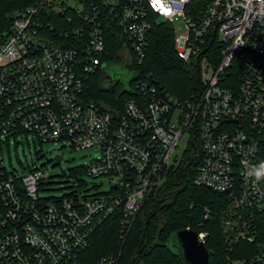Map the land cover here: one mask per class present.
Returning <instances> with one entry per match:
<instances>
[{"label":"built area","instance_id":"built-area-1","mask_svg":"<svg viewBox=\"0 0 264 264\" xmlns=\"http://www.w3.org/2000/svg\"><path fill=\"white\" fill-rule=\"evenodd\" d=\"M157 24L173 27L190 93L179 98L134 70L141 97L120 114L88 100V78L107 64V29L133 70ZM30 136L99 149L86 174L108 178L110 190L41 199L44 170L9 169L4 157ZM190 159L195 184L226 195L224 247L242 254L227 264H264V178L247 174L264 163V0H35L0 27V264H119L121 250L87 261L95 232L118 216L125 244L147 199ZM198 235L206 245L208 233Z\"/></svg>","mask_w":264,"mask_h":264},{"label":"trees","instance_id":"trees-1","mask_svg":"<svg viewBox=\"0 0 264 264\" xmlns=\"http://www.w3.org/2000/svg\"><path fill=\"white\" fill-rule=\"evenodd\" d=\"M34 3L35 0H0V27L9 24V18L16 10ZM59 19L55 17L52 20L57 27ZM174 38L173 27L155 25L146 60L141 66L134 64L133 70H137L142 79H146L147 74L152 75L159 80L158 87L162 86L173 95L184 98L193 89L194 80L176 54ZM105 40L107 64L125 61L120 56L125 42L114 27L107 29ZM104 83V72L100 69L88 78L85 95L88 100H94L113 112L120 114L127 102L141 97L131 92L134 83L126 93L120 83L113 90L107 89ZM198 166V160L190 159L178 175L169 177L162 188L147 199L125 244L120 239L119 217L109 218L93 235L91 247L85 254L87 261L94 263L121 250L119 264H184L182 254L174 252L170 244L177 232L186 229L208 233L205 246L211 254L209 264H227V255L242 256L241 253L234 255V252L229 254L225 250L221 213L227 205V198L225 194L195 184ZM73 174L87 175L86 166L74 170Z\"/></svg>","mask_w":264,"mask_h":264},{"label":"rangeland","instance_id":"rangeland-1","mask_svg":"<svg viewBox=\"0 0 264 264\" xmlns=\"http://www.w3.org/2000/svg\"><path fill=\"white\" fill-rule=\"evenodd\" d=\"M174 25L177 35L184 32L182 19H176ZM103 72L105 77L104 85L107 89H112L119 82L123 91H129L131 83L136 77L135 71L130 68L129 60H125L120 64H105ZM186 141L185 137L181 142L179 151H184ZM99 155L100 150L97 148L76 151L69 147H63V143L40 144L34 141L31 136L29 139L25 137L22 144L18 147L12 145L9 150L5 149L4 151L5 161L9 169L14 168L17 171H22L23 168H27L28 164H30L31 167L34 166L44 170L46 174L44 181L46 189L41 192V199L64 197L70 194L71 188L89 189L95 194L108 192L111 188L108 178L94 179L87 175L73 174L74 170L89 165ZM56 156L63 157V161L58 163L55 160ZM170 246L174 252H180L174 239Z\"/></svg>","mask_w":264,"mask_h":264},{"label":"water","instance_id":"water-1","mask_svg":"<svg viewBox=\"0 0 264 264\" xmlns=\"http://www.w3.org/2000/svg\"><path fill=\"white\" fill-rule=\"evenodd\" d=\"M135 80L136 78L132 82ZM124 92L126 93V91ZM55 160L61 163L63 157L56 156ZM173 239L179 248V253L182 254L184 264H209L211 254L196 231L190 229L179 231Z\"/></svg>","mask_w":264,"mask_h":264},{"label":"clouds","instance_id":"clouds-1","mask_svg":"<svg viewBox=\"0 0 264 264\" xmlns=\"http://www.w3.org/2000/svg\"><path fill=\"white\" fill-rule=\"evenodd\" d=\"M249 176L254 177L257 181L264 178V163L259 166L253 167L247 173Z\"/></svg>","mask_w":264,"mask_h":264}]
</instances>
